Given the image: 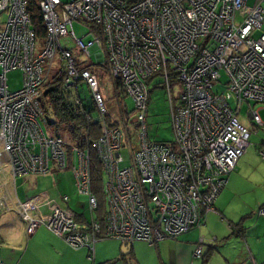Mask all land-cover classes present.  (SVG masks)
I'll return each instance as SVG.
<instances>
[{
    "label": "built area",
    "instance_id": "obj_1",
    "mask_svg": "<svg viewBox=\"0 0 264 264\" xmlns=\"http://www.w3.org/2000/svg\"><path fill=\"white\" fill-rule=\"evenodd\" d=\"M39 0L46 40L39 43L32 29L27 0H0V160L15 177L46 176L71 169L80 195L89 197L96 214L99 202L92 189L89 151L70 148L63 137L46 128L41 89L55 71L65 72V87L87 86L95 108L87 120L99 123L94 143L104 173L106 211L92 222H81L70 207L34 197L19 203L17 213L32 236L42 226L74 249H88L91 258L102 240L151 246L176 239L201 227L245 154L251 138L239 113L244 103L262 125L255 106L264 105V0ZM79 22L90 40L76 36ZM76 45L87 55L80 61L64 48ZM37 46L42 52L36 55ZM97 65H106L135 102L140 147H131L129 164L122 154L132 141L120 127L107 123L109 109L97 72L90 69L92 49ZM106 63V64H105ZM58 65V66H59ZM104 68V67H103ZM23 74L18 91L8 86V74ZM165 79L182 86L172 111L174 140L149 139V82ZM224 82L225 90L215 92ZM171 101L173 98L170 96ZM237 102L236 111L230 101ZM264 159V153L262 154ZM2 210L7 201L0 202ZM264 218V208L259 212ZM204 241L194 256L202 258Z\"/></svg>",
    "mask_w": 264,
    "mask_h": 264
},
{
    "label": "crops",
    "instance_id": "obj_2",
    "mask_svg": "<svg viewBox=\"0 0 264 264\" xmlns=\"http://www.w3.org/2000/svg\"><path fill=\"white\" fill-rule=\"evenodd\" d=\"M254 109L262 125L252 119L250 110L240 119L251 132L250 144L217 199L216 211L187 234L154 246L137 242L129 252L119 241L102 240L91 258L88 249H74L44 226L29 236L27 224L17 213L18 204L37 196L62 204V195L37 192L39 177L50 176L15 177L7 160H0V202L6 200L8 205L6 210L0 208V264H128L129 260L136 264H264V218L259 215L264 208V105ZM19 181H23V193L18 190ZM71 208L81 222L99 218L98 212H90L88 202ZM201 241L203 256L196 258Z\"/></svg>",
    "mask_w": 264,
    "mask_h": 264
},
{
    "label": "rangeland",
    "instance_id": "obj_3",
    "mask_svg": "<svg viewBox=\"0 0 264 264\" xmlns=\"http://www.w3.org/2000/svg\"><path fill=\"white\" fill-rule=\"evenodd\" d=\"M64 3H69L72 0H62ZM7 15L0 16V31L3 29L6 22ZM75 34L78 38L84 39L85 42L90 40L87 29L81 25L79 22L74 23ZM68 38H62L61 42L64 48H68L72 51L74 56L80 61H87V55L81 53L77 50L74 41L72 44H66ZM36 55L42 52V48L37 46ZM92 61L97 65L96 55L100 54V51L96 48L91 50ZM106 64V63H105ZM58 59L55 63V68L59 69ZM100 78L101 91L106 100L107 107L109 112L112 114L113 118L119 123L120 127L126 134V126L130 129L131 139L125 141V148L122 151V154L125 158L126 165L129 164L131 147L138 149L140 147V131L136 129L137 124V114L135 112V102L131 97L126 95L120 97L118 90L115 86V82L109 75L108 67H97L95 70ZM54 73V72H53ZM52 73V75H53ZM51 75V77H52ZM50 77V78H51ZM49 78V80H50ZM48 80V81H49ZM172 90L169 93L167 88V83L165 79L158 77L154 78L149 82L150 89V102L149 109L147 113V126H148V135L149 139L153 142H161L170 144L174 140V131L172 125V111L174 107H177L180 102V96L182 94V86L179 82H172ZM23 85V74L19 71L12 72L8 74V86L11 91H18ZM225 90L224 82L218 84L215 87V92L221 93ZM80 95L83 99H89L91 96L87 86L81 85L79 87ZM170 96L173 98L171 101ZM230 105L233 110L236 111L237 102L235 99L231 100ZM245 104V105H244ZM242 111H240L239 119H243L249 112V104L244 103ZM248 104V105H247ZM47 128V126H46ZM42 176V175H40ZM47 176V175H46ZM50 177H39L38 184L41 185L39 194H57L67 196L70 199V207H73L75 210L79 204H86L89 201V197L85 195H80L76 187V181L71 169L65 171H60V173L49 174ZM64 177V181L63 178ZM25 178L23 180H28ZM51 179V182H49ZM65 183V184H64ZM23 181H19L18 190L20 193L24 192L22 188ZM61 193V194H60ZM21 203V202H20ZM24 203V202H23Z\"/></svg>",
    "mask_w": 264,
    "mask_h": 264
},
{
    "label": "trees",
    "instance_id": "obj_4",
    "mask_svg": "<svg viewBox=\"0 0 264 264\" xmlns=\"http://www.w3.org/2000/svg\"><path fill=\"white\" fill-rule=\"evenodd\" d=\"M28 13L31 18L32 29L39 43L46 40V28L43 21V15L39 7V0H27ZM99 67H91L93 71ZM106 67V65H100ZM65 72L59 65L55 69L50 80L41 89L42 106L45 110V123L50 134L63 137L67 144L80 150L89 151L91 163L92 189L99 202V218L104 214L103 204L106 205L104 194V173L102 163L93 149L94 143L101 136V127L99 123H93L87 120V115L94 114L96 111L92 98L83 99L76 89L65 87ZM115 86L120 97L125 93L119 81H115ZM107 123L110 126H116L118 122L109 112ZM131 135V133H130Z\"/></svg>",
    "mask_w": 264,
    "mask_h": 264
},
{
    "label": "water",
    "instance_id": "obj_5",
    "mask_svg": "<svg viewBox=\"0 0 264 264\" xmlns=\"http://www.w3.org/2000/svg\"><path fill=\"white\" fill-rule=\"evenodd\" d=\"M130 247H131V246H129V245H126V246H125V248L128 249L127 252H129ZM128 264H136V263H135L134 261H132V260H129V261H128Z\"/></svg>",
    "mask_w": 264,
    "mask_h": 264
},
{
    "label": "bare ground",
    "instance_id": "obj_6",
    "mask_svg": "<svg viewBox=\"0 0 264 264\" xmlns=\"http://www.w3.org/2000/svg\"><path fill=\"white\" fill-rule=\"evenodd\" d=\"M44 87V86H43Z\"/></svg>",
    "mask_w": 264,
    "mask_h": 264
}]
</instances>
